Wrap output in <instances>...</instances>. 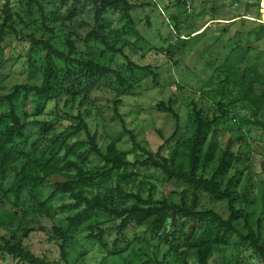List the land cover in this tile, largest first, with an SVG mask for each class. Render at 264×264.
Listing matches in <instances>:
<instances>
[{
    "label": "trees",
    "instance_id": "16d2710c",
    "mask_svg": "<svg viewBox=\"0 0 264 264\" xmlns=\"http://www.w3.org/2000/svg\"><path fill=\"white\" fill-rule=\"evenodd\" d=\"M154 1L146 3L155 6ZM174 1V5L186 7L185 0ZM142 5L130 0H2L0 193L14 201L24 196L31 207L21 209L15 227L0 235V261L72 264L67 246L73 239V230L102 212L115 223L110 254L122 251L121 241L128 247L127 232L138 228H143V241H155L152 256L136 264H210L214 250L229 244L231 238L245 244L264 264V208L253 220L251 196L257 182L250 171L252 155L248 144L243 140L233 150V139L228 138L220 146L222 126L231 125L237 118L239 131L246 126L249 131L250 125L264 131V53L253 54V48L235 44L213 69L217 77L215 91L204 90L205 84L198 96L192 92L188 98L187 129L181 136H177L179 116L171 105L172 99L158 102V111L174 117L175 130L167 138L160 134L162 143L154 151L147 150L126 128L119 112L120 96L132 84L112 66L114 56L120 55L130 73L140 69L157 77L155 65H139L123 52L129 37L137 34L132 10ZM109 13H117L119 27L111 26ZM171 20L177 33L175 41L186 42L188 38L178 34L180 20L175 16ZM56 23L65 49L55 44L60 37ZM82 27L87 29L84 34L79 33ZM154 48L170 60L175 55L170 44ZM18 63L25 77L7 86L11 67ZM8 66L10 70L5 72ZM111 77L119 86L112 102L113 113L142 158L129 159L118 148L117 139L111 138L101 147L97 133L90 131L80 111L76 115L60 111L59 101L69 109L76 102L89 103L90 92ZM177 88L182 90L183 86L177 84ZM50 102L55 108L48 113ZM237 104L248 108L251 118L237 117ZM48 114L50 119H40ZM64 118L71 122L57 131ZM32 125L38 128L34 139L29 133ZM80 131L86 134L83 141H68ZM81 143L87 145L85 150H78ZM89 155L98 158L100 164L90 165ZM142 167L161 173L163 189L159 197L151 191L146 196L134 192L136 169ZM259 194L264 200V190ZM57 195L71 199L70 209H81L66 217V227L53 221L47 228L41 218L53 219L50 201ZM91 227L88 239L107 248L105 230L97 224ZM36 230L45 231L49 240L59 241L58 259L38 254L25 243ZM160 246L166 251L158 258ZM234 264L239 263L236 260Z\"/></svg>",
    "mask_w": 264,
    "mask_h": 264
},
{
    "label": "rangeland",
    "instance_id": "374dc122",
    "mask_svg": "<svg viewBox=\"0 0 264 264\" xmlns=\"http://www.w3.org/2000/svg\"><path fill=\"white\" fill-rule=\"evenodd\" d=\"M133 3L141 4L132 10L135 29L137 34L129 37V43L123 48V52L139 65H155L154 71L157 77L146 73V71L135 69L132 73L127 70L124 59L120 55L114 56L112 66L120 70L128 82L132 84L124 92L121 98L119 112L128 130L135 135L137 142L143 148L154 151L163 141L160 134L167 138L175 130L174 117L165 112L158 111L156 104L160 101L165 103L171 98V105L179 116V128L177 136H181L187 129V107L188 98L192 92L196 93L206 84L204 90L215 91L217 77L214 68L220 64L230 49L235 44H240L244 48H253V54L260 51L264 53V0H187L190 10L187 7H178L174 0H155L153 5H147L150 0H130ZM186 1V0H185ZM14 2V0H12ZM71 2V1H70ZM69 2V3H70ZM2 0H0V7ZM1 14V13H0ZM108 18L111 26L116 28L118 23L117 13H109ZM175 16L180 20V38H188L186 42L176 40V29L173 27L171 17ZM86 20H89L86 18ZM56 32L59 34L55 44L60 49H65L59 24L56 23ZM87 29L79 28V33L84 34ZM189 36V37H188ZM14 41L13 45L17 46ZM175 52L170 60L164 54L158 53L154 47L167 46ZM19 50V49H18ZM35 58L39 55L34 52ZM262 55V54H261ZM178 61L175 64L174 61ZM10 67H6L5 72H9ZM214 76L211 77V76ZM25 71L20 63L11 67V76L7 78V86L17 81L23 80ZM177 84L183 86L178 90ZM119 86L111 77L108 81L102 80L100 88H94L89 94L90 102L80 104L76 102L72 108L63 107V101H59L60 111H70L72 115L81 112L82 117L87 122L91 132H96L97 141L104 147L109 139H117L118 148L125 152L129 159L142 158L141 151L134 148L121 126V122L113 113V100ZM55 105L50 102L47 112H53ZM88 109L89 112L86 111ZM64 115L63 113H61ZM237 117L249 116L251 112L248 108L237 104ZM48 115L41 116L40 119H50ZM71 120L66 118L57 125V131L68 125ZM238 118L232 124L222 126L220 135V146H224L228 138L233 139V150H237L243 140L248 144V149L252 155L250 171L254 182L251 198V210L254 213L253 220L264 208V200L260 196V190H264V131L257 126L250 125L238 129ZM36 125L29 127L30 139L37 136ZM243 136V137H242ZM242 137L243 139H239ZM86 138L84 131L77 132L69 137V142L83 141ZM87 145L81 143L78 150H85ZM90 165H99L98 158L93 155L88 156ZM138 181L133 188L146 196L150 191L155 197H159L163 189V177L161 173L153 168H137ZM47 191V189H46ZM72 205L71 199L67 195H57L50 201L52 206L50 213L53 219L41 218L42 224L47 228L51 223L57 222L66 227V217L74 214L80 207H68ZM70 205V206H71ZM73 206V205H72ZM31 207V203L24 196L19 201L13 198L2 197L0 193V235L6 233L7 229L14 228L17 224L18 216L23 208ZM218 208V206L216 207ZM220 212L224 213L220 208ZM105 213L98 212L85 223L77 226L73 230V239L67 246L68 260L72 264H136L146 260L156 251L155 241L145 242L142 240L143 228L135 231H128L126 239L130 240L128 247L124 241L119 243L120 253L110 254L112 251V241L116 234L114 221L109 219ZM264 223V221H263ZM99 225L105 230L104 239L107 248L99 246L95 241L88 239L87 234L94 227ZM97 231V229H94ZM135 235L139 238L135 239ZM264 236V231H263ZM32 250L38 254L46 255L49 259H58L60 255L59 241L49 240L46 232L36 230L31 237L25 241ZM157 257L161 258L166 251V247L160 246L157 249ZM261 264L258 257L251 253V250L243 243H239L235 238H231L230 243L219 246L214 250L210 258V264H219L222 261H229L234 264ZM2 264L7 262L0 261ZM151 264V263H147Z\"/></svg>",
    "mask_w": 264,
    "mask_h": 264
},
{
    "label": "built area",
    "instance_id": "2783aa9c",
    "mask_svg": "<svg viewBox=\"0 0 264 264\" xmlns=\"http://www.w3.org/2000/svg\"><path fill=\"white\" fill-rule=\"evenodd\" d=\"M185 2H186V7L189 8V10H190L191 8H190V6H189L187 0H186Z\"/></svg>",
    "mask_w": 264,
    "mask_h": 264
}]
</instances>
